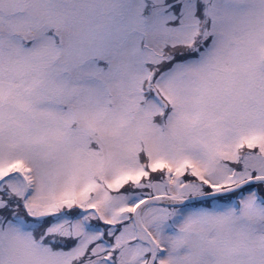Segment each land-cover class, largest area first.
I'll use <instances>...</instances> for the list:
<instances>
[{"label":"snow or ice","instance_id":"obj_1","mask_svg":"<svg viewBox=\"0 0 264 264\" xmlns=\"http://www.w3.org/2000/svg\"><path fill=\"white\" fill-rule=\"evenodd\" d=\"M0 264H264V0H0Z\"/></svg>","mask_w":264,"mask_h":264}]
</instances>
